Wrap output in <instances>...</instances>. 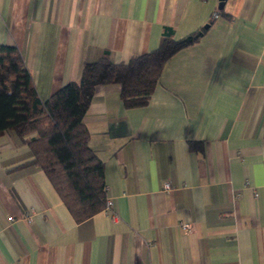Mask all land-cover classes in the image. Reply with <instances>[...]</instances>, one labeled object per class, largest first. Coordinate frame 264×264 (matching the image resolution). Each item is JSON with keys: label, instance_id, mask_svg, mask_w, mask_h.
<instances>
[{"label": "crops", "instance_id": "0c3cea01", "mask_svg": "<svg viewBox=\"0 0 264 264\" xmlns=\"http://www.w3.org/2000/svg\"><path fill=\"white\" fill-rule=\"evenodd\" d=\"M218 4L0 0V43L19 49L41 99L105 50L126 61L165 28H204L145 104L95 88L83 121L117 220H76L28 144L0 133V264H264V0Z\"/></svg>", "mask_w": 264, "mask_h": 264}, {"label": "trees", "instance_id": "16d2710c", "mask_svg": "<svg viewBox=\"0 0 264 264\" xmlns=\"http://www.w3.org/2000/svg\"><path fill=\"white\" fill-rule=\"evenodd\" d=\"M204 28L176 39L165 28L158 45L115 62L105 50L85 60L78 79L41 99L19 49L0 43V133L11 130L24 140L31 162L44 170L78 221L102 209L106 198L103 161L89 144L83 117L97 85L118 84L125 106L145 104L172 54L193 42Z\"/></svg>", "mask_w": 264, "mask_h": 264}, {"label": "built area", "instance_id": "2783aa9c", "mask_svg": "<svg viewBox=\"0 0 264 264\" xmlns=\"http://www.w3.org/2000/svg\"><path fill=\"white\" fill-rule=\"evenodd\" d=\"M106 188V198H105V203L103 206V210L107 213H109L110 217L112 220H117L119 218L118 213L115 211L114 209V201H113V197L109 194H107V186H105ZM172 188V186L170 185L169 182H165L163 184V189L165 191H169ZM25 218L29 221L31 220V211L29 214L25 215ZM8 219H12V216H8ZM179 226L181 228H183L186 231H189L192 227V224L188 221H179L178 222Z\"/></svg>", "mask_w": 264, "mask_h": 264}, {"label": "water", "instance_id": "95a60500", "mask_svg": "<svg viewBox=\"0 0 264 264\" xmlns=\"http://www.w3.org/2000/svg\"><path fill=\"white\" fill-rule=\"evenodd\" d=\"M223 5H224V0H219L218 7L221 8L223 7Z\"/></svg>", "mask_w": 264, "mask_h": 264}]
</instances>
